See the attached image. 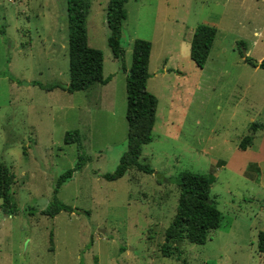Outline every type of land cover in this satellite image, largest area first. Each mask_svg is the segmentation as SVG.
I'll return each mask as SVG.
<instances>
[{
	"label": "rangeland",
	"instance_id": "374dc122",
	"mask_svg": "<svg viewBox=\"0 0 264 264\" xmlns=\"http://www.w3.org/2000/svg\"><path fill=\"white\" fill-rule=\"evenodd\" d=\"M106 2L89 0L85 29L111 78L67 92L44 88L68 80L64 0H0V164L13 175L7 191L17 208L0 209V264H264L255 242L264 231V170L250 164L240 173L257 151L235 149L250 135L264 158V128L248 129L264 125V0H127L122 61L106 43ZM198 24L215 28L202 67L189 57ZM134 38L150 42L145 88L157 103L138 160L152 172L131 167L106 180L126 146L121 66L129 67ZM72 129L80 148L63 141ZM78 155L82 165L55 192L72 211L41 213ZM182 171L213 178L220 220L202 244L178 240L162 256Z\"/></svg>",
	"mask_w": 264,
	"mask_h": 264
},
{
	"label": "trees",
	"instance_id": "16d2710c",
	"mask_svg": "<svg viewBox=\"0 0 264 264\" xmlns=\"http://www.w3.org/2000/svg\"><path fill=\"white\" fill-rule=\"evenodd\" d=\"M126 1L107 0L104 12L108 31L106 43L111 55L120 61L123 50L119 45V38L122 22L126 17L124 8ZM88 7L89 0H64L68 80L65 84L53 83L44 86L45 89L59 87L67 92H74L85 90L93 83L105 84L110 79V75L102 76L101 50L88 46L86 41L85 18ZM214 34V26L206 24H198L192 31L189 57L198 67H202L206 60ZM149 51V41L134 38L131 42L129 67L121 66L124 73L126 146L119 155L114 169L102 173V177L106 180L121 177L131 167L144 173L152 172V168L147 163L138 160L142 145L151 139L150 133L157 103L156 97L145 88L149 76L147 69ZM243 60L251 65L255 64L248 57H244ZM257 66L264 69V60H261ZM32 84L36 82L32 81ZM263 128L264 125L255 121L248 125L251 132ZM63 141L75 143L76 147L80 148L79 133L76 129L66 130ZM250 141L251 136L244 135L239 138L236 147L245 149ZM82 160L83 156L78 155L75 164L57 177L52 200L41 210V213L52 216L60 210L72 211L70 205L62 203L55 197V192L59 185L70 177L72 171L80 168ZM174 181L178 194L173 215L163 232V242L159 248L162 256H170L171 245L178 240L185 239L191 243L202 244L209 231L215 229L220 220V211L216 207L214 197L209 193L212 177L182 171ZM12 182L13 175L0 164V209L11 215L17 212L16 205L7 191ZM255 242L257 251L264 253L263 230L256 232Z\"/></svg>",
	"mask_w": 264,
	"mask_h": 264
},
{
	"label": "crops",
	"instance_id": "0c3cea01",
	"mask_svg": "<svg viewBox=\"0 0 264 264\" xmlns=\"http://www.w3.org/2000/svg\"><path fill=\"white\" fill-rule=\"evenodd\" d=\"M110 78H111V76H110ZM106 83L105 84H102V85L105 86ZM259 148H260L259 146H254L252 143L249 144L248 146H246L245 149H238L237 147H235V149L238 150L237 151V154H246L247 152H252L253 150L254 151H257L256 153L254 152L256 156H254L253 158H248V159H246V160H244L242 162L243 165L239 169V172L240 173H242V172L244 173L245 167L248 168L249 167L248 165L253 164L258 169V173L260 175L263 174V170H264L263 169L264 168V158H261V156H258L259 153H260V149ZM225 164H226V161H223L222 160V163L220 164V166H224ZM258 185H260L261 187H264V183H262V180L260 178L258 179Z\"/></svg>",
	"mask_w": 264,
	"mask_h": 264
},
{
	"label": "water",
	"instance_id": "95a60500",
	"mask_svg": "<svg viewBox=\"0 0 264 264\" xmlns=\"http://www.w3.org/2000/svg\"><path fill=\"white\" fill-rule=\"evenodd\" d=\"M243 57L245 56L244 52H242ZM253 63H257V61H252Z\"/></svg>",
	"mask_w": 264,
	"mask_h": 264
}]
</instances>
